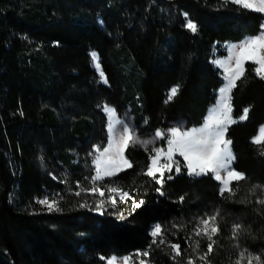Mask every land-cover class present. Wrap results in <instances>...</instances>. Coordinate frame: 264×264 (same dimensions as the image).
Returning <instances> with one entry per match:
<instances>
[{
	"label": "trees",
	"instance_id": "obj_1",
	"mask_svg": "<svg viewBox=\"0 0 264 264\" xmlns=\"http://www.w3.org/2000/svg\"><path fill=\"white\" fill-rule=\"evenodd\" d=\"M185 13L196 34L184 27ZM261 25L264 14L225 0H0V264H107L126 256L137 264L135 254L149 250L156 224L184 255L173 261L166 244L153 245L151 264H185L196 255L188 247L194 225L216 209L221 232L212 264H230L244 248L264 259V207L255 203L264 190L251 192L264 186V145L252 143L264 125V80L250 62L232 94L235 119L249 109L228 132L235 169L247 177L234 182L235 197H221L211 175H187L180 158L181 172L165 174L161 196L160 185L142 174L151 151L133 148L126 155L134 167L115 179L144 201L141 208L106 204L101 214L99 197L72 194L77 181L90 186V153L106 142L103 106L120 116L128 110L143 137L167 131L172 119L201 126L224 85L213 61L226 55L224 45L258 35ZM177 84L178 94L165 103ZM56 194L64 197L60 212L37 203ZM85 200L89 208L79 206ZM235 223L245 228L239 249ZM206 246L200 239L201 253Z\"/></svg>",
	"mask_w": 264,
	"mask_h": 264
},
{
	"label": "snow or ice",
	"instance_id": "obj_2",
	"mask_svg": "<svg viewBox=\"0 0 264 264\" xmlns=\"http://www.w3.org/2000/svg\"><path fill=\"white\" fill-rule=\"evenodd\" d=\"M229 2V0H225ZM230 2L240 5L244 9L252 10L257 13H264V0H230ZM186 17V27L191 33L196 34L199 27L196 22ZM264 29V25H261ZM227 57L225 59L214 60L213 63L223 70L225 84L219 90V101L216 106L210 110V114L206 117V121L199 128H191L182 130L181 126H174L166 132L157 130L153 140H143L135 132L134 127L130 126V122L117 118L116 110L108 106H103V111L107 113L108 124V143L106 147L93 146L94 152L92 155V164L94 166V174L85 179L88 181V187H85L81 182L77 181L75 187L78 189L72 194L76 197L91 195L99 197L96 203V211L103 214L105 205L116 207L118 203H128L131 201V210L135 212L144 204L143 200L136 201L130 195L128 190H125L117 181L121 173L126 172L134 167L132 160L128 158L126 152L129 148L135 149L137 146H142L147 150L149 144H154L156 139H166V149L164 147H156L149 153V164L146 169L142 170V174L154 180L160 187L157 192L161 196L165 195L163 185L165 183V173H172L175 169L176 174L181 172L180 162L176 159L179 155L186 162L184 167L187 169L189 176H205L211 173L213 178L219 182V195L225 199L233 198L237 195V188L233 187L234 182L237 184L240 181L247 179L246 175L237 171L232 167L233 161L236 159L231 145L232 141L226 138L228 127L238 121L232 117V91L237 88L238 81L245 77L246 64L251 63L253 72L256 77L264 80V31H261L254 37L246 38L239 44H231L227 46ZM91 58L99 69L98 55L93 52ZM100 78L105 84L108 83L103 71H100ZM180 86L177 84L170 89V92L165 100V103L171 101L179 92ZM249 109L244 108L239 121L247 120ZM253 144L264 145V126L259 129V134L253 138ZM264 155V150L261 151ZM42 159V158H41ZM57 179V177H53ZM172 175L167 176V180H172ZM109 180L108 184H104L105 180ZM62 183L68 184L67 180H61ZM264 190V186L255 185L251 192L256 194L257 190ZM71 191V188H69ZM64 197L56 194L55 197H44L37 201L38 204L44 206L46 210L51 212L62 211L60 207ZM184 201V197H180V202ZM241 203H252L250 200L240 201ZM256 204L264 207V193L259 196ZM83 208H89L90 205L85 200L79 205ZM220 210L216 209L212 214H206L198 218L193 227V236L189 237L188 247L192 249L195 256H188L185 264H212L210 257L213 255L217 239L221 229L219 225ZM120 219H124L120 215ZM182 227V226H181ZM242 231H245L244 225L235 223L232 226V238L237 240L234 245L240 248L238 243L239 236ZM151 244L149 250L137 251L135 254L140 259L137 264H151V247L155 245H167L171 250L172 260L178 261L183 257L180 243H169L165 239V231L160 224H156L151 232ZM200 238L207 241L206 250L200 252ZM131 256L123 258L111 257L107 259V264H130ZM230 264H264V259L260 254H253L248 249H241L237 253V258L231 261Z\"/></svg>",
	"mask_w": 264,
	"mask_h": 264
},
{
	"label": "rangeland",
	"instance_id": "obj_3",
	"mask_svg": "<svg viewBox=\"0 0 264 264\" xmlns=\"http://www.w3.org/2000/svg\"><path fill=\"white\" fill-rule=\"evenodd\" d=\"M230 1V0H229ZM237 5V4H236ZM240 6V5H239ZM252 11V10H251ZM264 14V13H263ZM101 24H102V22H101ZM239 44V43H238ZM228 45H231V44H228ZM228 45H224L223 47H222V51H224V52H226V56L225 57H223V58H217V59H225L226 57H227V55H228V53H227V46ZM216 59V60H217ZM99 63H100V61H99ZM94 64H95V62H94ZM100 65V64H99ZM217 66V65H216ZM218 67V66H217ZM95 68L97 69V67H96V64H95ZM219 68V67H218ZM220 69V68H219ZM221 70V72H222V75H223V79H224V73H223V70L222 69H220ZM100 71H101V67H99V69H97V72H98V74L100 75ZM102 82H103V80H101ZM224 84H225V80H224ZM234 91V90H233ZM233 91H232V93H233ZM232 95V94H231ZM218 101H219V94H218V99H217V102H216V104H215V106L218 104ZM231 104H232V100H231ZM214 107V106H213ZM110 108H113V107H110ZM113 109H115V108H113ZM116 110V109H115ZM105 114H106V117H107V113L105 112ZM116 114H117V118H119V119H121V120H126V121H129L130 122V126L131 127H134V129H135V132H136V134L141 138V139H143V140H153L154 139V134L155 133H153L150 137H143L141 134H140V132H139V130H138V128L136 127V125L134 124V119H133V117L130 115V113H129V111L127 110V111H125L124 113H123V115H119L118 114V112H117V110H116ZM209 114H210V112H209ZM232 117H233V115H232ZM234 118V117H233ZM235 119V118H234ZM237 120V119H236ZM206 121V120H205ZM238 122L237 123H235V124H238V123H240V122H243V121H239V120H237ZM245 121V120H244ZM107 124H108V118H107ZM168 124H169V129L170 128H172V127H174V126H181L182 127V130H188V129H191V128H194V127H189V123L188 122H186L185 120H182V119H172V120H170L169 122H168ZM204 124V123H203ZM202 124V125H203ZM235 124H231L229 127H228V131H227V133H226V138L227 139H229L228 138V132H229V129H230V127H232L233 125H235ZM201 125V126H202ZM201 126H199V127H201ZM262 126H264V125H262ZM261 126V127H262ZM199 127H195V128H199ZM260 127V128H261ZM166 132V131H165ZM259 134V131H258V133H257V135ZM256 135V136H257ZM255 136V137H256ZM165 142V145L163 146V143L162 142ZM107 143H108V132H107V136H106V142L105 143H103L102 145H101V148H103V147H106L107 146ZM156 147H164L165 149H166V139L165 140H159V139H156L155 140V143L154 144H149L148 146H147V150L144 148V147H142V146H137L136 148H135V150H140V151H152V149H154V148H156ZM231 148H232V151H233V147H232V145H231ZM127 153V152H126ZM234 153V152H233ZM176 158H180V159H182L183 160V157H180L179 155H177L176 156ZM184 161V160H183ZM185 162V161H184ZM186 163V162H185ZM232 167L235 169V160L233 161V164H232ZM167 173V172H166ZM165 173V174H166ZM209 175H211L212 177H213V175L211 174V173H209L208 175H205V176H198V177H196V176H191V177H193V178H203V177H206V176H209ZM218 182V181H217ZM154 227V226H153ZM152 227V228H153ZM152 230V229H151ZM117 258H123V257H117ZM130 264H133V260L132 261H130Z\"/></svg>",
	"mask_w": 264,
	"mask_h": 264
}]
</instances>
